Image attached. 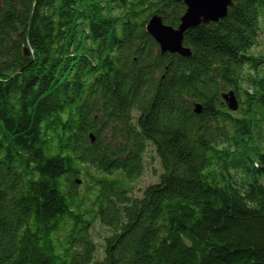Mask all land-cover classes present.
I'll return each mask as SVG.
<instances>
[{
  "label": "trees",
  "instance_id": "16d2710c",
  "mask_svg": "<svg viewBox=\"0 0 264 264\" xmlns=\"http://www.w3.org/2000/svg\"><path fill=\"white\" fill-rule=\"evenodd\" d=\"M185 12L0 0V264H264V0Z\"/></svg>",
  "mask_w": 264,
  "mask_h": 264
},
{
  "label": "water",
  "instance_id": "95a60500",
  "mask_svg": "<svg viewBox=\"0 0 264 264\" xmlns=\"http://www.w3.org/2000/svg\"><path fill=\"white\" fill-rule=\"evenodd\" d=\"M186 6V12L180 20L178 28L167 26L160 16H154L146 26L147 33L155 40L162 53L179 54L190 56L189 49L184 47V37L188 30L199 25L217 23L228 15L229 8L234 5L235 0H180ZM24 55L29 51L24 49ZM227 106L237 110V103L232 92L222 96ZM194 112L202 113V107L195 105ZM92 142L93 137L91 136Z\"/></svg>",
  "mask_w": 264,
  "mask_h": 264
},
{
  "label": "rangeland",
  "instance_id": "374dc122",
  "mask_svg": "<svg viewBox=\"0 0 264 264\" xmlns=\"http://www.w3.org/2000/svg\"><path fill=\"white\" fill-rule=\"evenodd\" d=\"M157 167H158V165H157ZM156 180L157 179L154 176H152V177L147 176V177L142 178L140 181H141L142 186H144L145 184L151 183L153 181L155 182ZM127 185H129L128 182L125 183V186H127ZM134 185L137 186V185H139V183L137 185H136V183H134ZM119 188H121V187H119Z\"/></svg>",
  "mask_w": 264,
  "mask_h": 264
}]
</instances>
